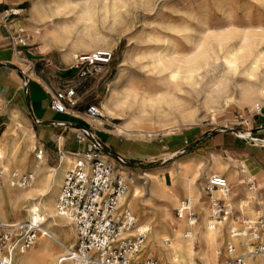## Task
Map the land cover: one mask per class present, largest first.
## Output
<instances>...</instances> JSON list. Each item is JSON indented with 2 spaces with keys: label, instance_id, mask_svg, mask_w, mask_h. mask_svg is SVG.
Instances as JSON below:
<instances>
[{
  "label": "rangeland",
  "instance_id": "obj_1",
  "mask_svg": "<svg viewBox=\"0 0 264 264\" xmlns=\"http://www.w3.org/2000/svg\"><path fill=\"white\" fill-rule=\"evenodd\" d=\"M25 1L22 7L28 8L23 13L24 21L28 23L27 28L31 30L35 38L41 39L45 49L57 48L61 56L69 61L68 64H73L74 58L79 54L93 51L112 52L109 65L99 69L94 78L83 79L77 76L78 104L82 105L84 110L88 104L92 103L97 104L100 110L111 83L120 75L136 84H152L153 87H161L163 83L156 79L165 77V74L156 75L151 71L150 66L146 67L149 58L173 55V53L178 56L177 58L182 59L185 55L191 58L194 48L201 45L198 54L205 60L206 65H202L201 69L193 73L192 82L187 83L180 78L179 91H176L178 103L174 107L169 108L164 104L152 107L147 104L142 107L140 103H135L134 106L126 103L118 110L122 120L107 117L101 120L102 124H107L104 127L113 133H116L114 125H120L133 119L140 120L145 127L142 130L157 131V136L156 134L151 137L140 136L136 133L138 129L132 127L129 129L134 131L132 134L116 133L120 137L150 140L165 135L201 138L212 131H226L237 135L240 133L239 136H243L242 134L246 132L250 134L255 132L252 121L260 117L261 113L264 114V0ZM63 21H66L67 26H73L70 28V35L66 37L65 43L54 42L47 32L50 29L58 30ZM23 30H26L24 26ZM76 40L77 46L73 47L72 42ZM238 49L240 51L237 53ZM231 52L237 58L234 65L228 63L231 61V57L229 58ZM72 78L73 76L70 80ZM0 107L4 113V116L0 118V124H2L0 129H3L10 122L12 109L6 108L3 102H0ZM19 117L23 119L27 131L32 135V140L26 149L25 168L17 172L18 176H21L29 173L28 166L37 161L35 150L37 142L33 138L27 120L21 115ZM84 119L91 122L85 116ZM166 129L170 130L165 131ZM186 152L177 154L171 159L135 162L133 167L125 169L126 177L124 175L123 177L126 178V182L128 178L136 180L141 171L149 172L160 168L158 180L167 185L171 183L177 185L180 172L176 170L175 163L182 161L180 159L187 154ZM205 161V158H194L195 167L192 170L189 168L190 162H185L180 179L184 180L192 176L197 171L198 165ZM49 166L56 168V165L50 164ZM0 170L3 171L2 168ZM50 171L51 169L45 164L41 167L37 185H43ZM205 185L207 181L201 185L202 196L197 195L194 202L196 206L204 203L203 205L210 210ZM193 187L195 191L198 188L197 185ZM17 189L23 191L30 187ZM212 195L213 198H219L214 193ZM183 201L185 199H180L178 205ZM238 204H240L239 199L236 204L237 208L232 201L230 202V206L235 209H238ZM238 210L242 217L249 219H256L262 213L255 210L251 203L246 206L242 205ZM193 211L198 219V212L195 208ZM173 214L176 217L175 211ZM183 219L189 223L185 217ZM197 219L194 221L196 225ZM27 220L22 219L15 222L11 217L0 219V235L5 232L11 234V238L20 235L18 228H5L2 224L10 222L9 224L23 226L24 221ZM43 226L45 225L41 227ZM65 226L68 228L67 225ZM54 233L56 240L46 236L42 238V241L47 243L48 255L45 259H39L37 264H55L57 259L63 255L64 247L69 245L68 243H62L64 246L59 245V242L61 243L58 239L61 236L59 228H55ZM38 240L39 238L36 237L34 245L24 252L36 254ZM72 243L74 240L70 245ZM143 245L145 246V243ZM194 248L198 251L200 247L195 243ZM217 250L221 251L222 255L225 254L226 245L219 244ZM147 258L154 259L159 264H169L153 257ZM226 258L229 257L224 259ZM224 259L220 260V263Z\"/></svg>",
  "mask_w": 264,
  "mask_h": 264
},
{
  "label": "bare ground",
  "instance_id": "obj_2",
  "mask_svg": "<svg viewBox=\"0 0 264 264\" xmlns=\"http://www.w3.org/2000/svg\"><path fill=\"white\" fill-rule=\"evenodd\" d=\"M60 22L58 24H60ZM71 27L66 25V21H63L58 30L53 29L49 31L55 41L58 43H65L67 41L66 37H69L70 35ZM72 46H77V40L72 42ZM200 49L201 45H197L193 50L194 54L191 58H189L188 55H185L182 59L177 58L178 56L174 53L173 55L168 54L150 57L149 63L146 67L150 66L151 71L153 73L155 72L154 74L156 75L161 73L165 74V77L156 79L163 83L159 88L151 86V83V85L136 84L132 80L129 81V79L123 75H120L118 78L116 77L117 79L111 83V86L108 89V95L103 100L99 113L102 117L122 120L118 110L126 103L133 104L132 106H134L135 103H140L142 107H145L147 104L151 105V107L153 105L159 106L160 104H164L169 108L174 107L178 103L176 91H179L178 82L180 78L187 83L192 82L193 73L201 69L202 65H206V63H204L205 60L200 58V54H198ZM239 51L240 50L238 49L237 53ZM100 52L109 53L108 51ZM242 56L244 55L242 54ZM230 57L231 61L228 63L234 65L237 58L233 52L229 54V58ZM244 97L245 96H243V98ZM94 122L98 125H101L102 123L99 119L94 120ZM114 127L116 133L123 135L132 134L134 131L129 130L132 127L138 129L136 130V133L140 136L146 135L147 137H151L157 133V131L153 130H142L145 128L144 123L140 120L134 119L120 125H114ZM25 130L26 129L23 125L12 119V123L5 134V137L12 138V148L10 152L9 145L6 144V138L4 137V141L0 142V168L3 169V181L0 183V219L4 220L11 217L15 222L22 219H28L27 221H24L25 225L23 226L9 224L10 222L5 225L2 224L5 228H18V230H20V235H15L14 238L10 237L6 244V249L11 253V264H37L39 259H45L48 255V249L47 243L42 241V238L46 236L55 239V228H59L61 233V236L58 237L59 241H61V243L59 242V245H63L62 243H68L70 245L73 240L75 243V228L73 224L71 221L59 216L55 210V201L64 173L72 162L70 157L66 155L62 156L59 169L52 171L49 176V181L44 185L39 186L36 184L35 178L40 173V167L42 166L43 161L41 156L42 151H40V154L36 153L37 161L34 162V167L31 173H29L31 184L25 187H30V189L19 191V189L12 185V179L18 176L17 172L20 171L14 169L12 166L14 156L16 152L22 148L23 144L30 140L29 137L26 136ZM167 130L170 129H166L165 131ZM242 135L245 137L249 136L248 132L243 133ZM184 164H186L185 161H176L175 163L176 170L178 169L180 172L177 185L174 183L167 185L164 182L159 181L157 176L161 172L160 168H155L149 172L141 171L136 180L133 178L127 179V183L129 182V185L127 184V191L120 197L117 208L128 210L130 213L132 212L135 216L132 213L131 214L134 216L137 224L142 226L146 231L144 241L145 246L143 245L138 255L139 259L143 260L147 257H153L161 260L163 263L169 264H221L220 260L225 257L242 255L245 252V246L250 239L244 236H232L231 230L235 229V225L231 219L211 226V223L209 222L211 211L209 208L203 205V201V204L199 206H196V202L194 201L196 200L197 195L202 196V183L207 181L209 176L213 174H219L225 177L229 184H234L236 186L245 185V181H250L251 179L248 175L249 173L247 174L246 168L239 166L241 167L240 171L235 170L234 173L224 174L229 168L222 165L218 157L209 156L205 162L198 165L197 171L192 176H185L186 178L181 180L180 177L183 173L182 166ZM120 172L122 176L124 175L126 177L125 168H121ZM27 175L28 174L21 176ZM194 185H197L198 187L196 191L194 190ZM233 192L234 191L232 190L223 197L225 202H231L234 194ZM212 193L221 198L219 192L214 191ZM251 198L242 199L240 202V208L242 205L246 206L250 203ZM180 199L188 200L190 205L198 212L199 218L197 219V225L196 222L194 224V220L185 216L181 218H178L177 216L176 218L174 216L173 212L176 211L175 209L180 208L184 202L183 201L178 205ZM184 217L189 223L183 219ZM38 223L41 226H45L40 229L42 234L37 236L39 238L37 253L26 254L24 251L27 250H20V236L22 234V229L31 224ZM65 225H67L68 228ZM74 243L70 246L68 245L67 247H64V251L65 249L73 247ZM195 243L200 247L198 251L194 248ZM219 244H225L226 248L227 246L232 245L235 247V250L232 253L225 251V254L222 255L221 251L217 250ZM62 256L57 259L55 264H63L60 262ZM245 262L246 264H264V255H247L245 256Z\"/></svg>",
  "mask_w": 264,
  "mask_h": 264
},
{
  "label": "crops",
  "instance_id": "obj_3",
  "mask_svg": "<svg viewBox=\"0 0 264 264\" xmlns=\"http://www.w3.org/2000/svg\"><path fill=\"white\" fill-rule=\"evenodd\" d=\"M25 2V0H0V102H3L6 108L12 109L9 124L0 129V142L4 141L12 119L25 127L26 136L30 139L16 152L12 162L14 169L24 170L26 149L32 140V135L27 131L26 124L19 115L27 120L33 138L37 142L35 150L42 151V166L47 165L51 169L50 173L59 169L62 156L71 158L72 154L85 150V146L75 142L73 133L77 128L90 126L111 153L119 154L128 160L129 169L135 165V162L171 159L185 151L187 154L180 160L190 162V170L195 167L194 158L201 157L207 160L209 156L218 157L221 164L229 168L224 174L234 173L235 170L240 171L242 166L245 167L251 178L247 184L236 186L227 182L229 192L234 191L231 201L236 207L238 199L241 202L242 199L252 197L250 203L253 204V208L262 213L256 219L244 218L238 210L240 204L238 209H235L224 201L232 210L228 220L231 219L235 229L241 231L245 229L242 222L257 219L264 222V114L261 113L260 117L252 121L255 132L252 134L249 132L248 137L239 136L240 133L237 135L226 131H212L201 138L165 135L148 140L122 138L105 128L107 124L98 125L94 121H86L84 108L79 104L68 108L64 113L52 111L49 108L50 95L63 89L68 82L77 87V77L71 70L72 64H68L69 61L61 56L57 48L45 49L41 39L35 38L27 28L28 23L24 21L23 13L28 8L22 7ZM23 26L26 30H23ZM47 33L54 42H57L49 30ZM3 116L0 107V118ZM5 138L10 152L12 138L7 136ZM50 164L56 165V168L50 167ZM33 167L32 162L27 169L29 173ZM50 173L43 181V185L49 181ZM38 177L39 174L35 178L36 184ZM209 206L211 211L210 203ZM191 212L195 221L197 218L193 207ZM235 216L240 220H235ZM230 258L233 257L224 260Z\"/></svg>",
  "mask_w": 264,
  "mask_h": 264
},
{
  "label": "built area",
  "instance_id": "obj_4",
  "mask_svg": "<svg viewBox=\"0 0 264 264\" xmlns=\"http://www.w3.org/2000/svg\"><path fill=\"white\" fill-rule=\"evenodd\" d=\"M112 52L93 51L79 54L74 58L71 70L75 76L94 78L99 69L109 65ZM78 104L77 87L68 82L66 86L50 95L49 108L57 113H64ZM99 106L88 104L84 116L94 121L103 120ZM62 125V124H61ZM77 144L85 150L71 155L72 163L65 171L55 201L57 214L73 224L75 243L65 249L60 262L63 264H159L151 258L140 260L138 255L143 247L146 231L138 225L134 216L125 209L117 208L118 201L127 191V182L120 169L128 168V160L113 154L104 141L91 127L77 128L73 133ZM40 154V149H37ZM2 172L0 170V182ZM31 184V177L16 176L12 185L25 188ZM208 201L211 205L209 222L211 226L227 221L232 210L224 203V196L229 193L226 179L217 174L210 175L205 185ZM218 191L221 198H213L212 192ZM178 218L183 216L194 220L188 201L176 209ZM235 220H240L238 216ZM244 230H231L233 237H247L250 241L242 255L224 260L221 264H246L247 255H264V222L261 219L242 222ZM41 225L31 224L22 229L20 250H28L42 234ZM11 234L0 235V264H11V253L6 244ZM235 247L227 246L228 253ZM193 264V263H192Z\"/></svg>",
  "mask_w": 264,
  "mask_h": 264
}]
</instances>
